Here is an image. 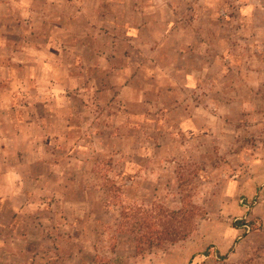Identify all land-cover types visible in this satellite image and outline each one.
Wrapping results in <instances>:
<instances>
[{
    "label": "rangeland",
    "instance_id": "374dc122",
    "mask_svg": "<svg viewBox=\"0 0 264 264\" xmlns=\"http://www.w3.org/2000/svg\"><path fill=\"white\" fill-rule=\"evenodd\" d=\"M170 1L174 45L160 1L144 33L134 0H0V264H264V18ZM183 198L193 233L137 252L121 212Z\"/></svg>",
    "mask_w": 264,
    "mask_h": 264
},
{
    "label": "trees",
    "instance_id": "16d2710c",
    "mask_svg": "<svg viewBox=\"0 0 264 264\" xmlns=\"http://www.w3.org/2000/svg\"><path fill=\"white\" fill-rule=\"evenodd\" d=\"M182 201L181 208L176 211L157 207V210L145 212L129 208L121 212L119 226L134 237L137 252L155 244H174L193 233L195 221L201 216V209L186 203L185 198ZM243 224L245 222L240 220L235 226L240 228ZM248 225L252 231L255 230L254 222H248Z\"/></svg>",
    "mask_w": 264,
    "mask_h": 264
},
{
    "label": "crops",
    "instance_id": "0c3cea01",
    "mask_svg": "<svg viewBox=\"0 0 264 264\" xmlns=\"http://www.w3.org/2000/svg\"><path fill=\"white\" fill-rule=\"evenodd\" d=\"M97 1H100L101 3L104 2V0H97ZM134 1L140 3L139 6H134L133 9H131L133 15L136 16L137 19H139V21L138 23H136L135 26L131 27L129 30H133V31L139 30V31H143L144 33L146 32L151 33L152 31L151 29L153 28L154 25L153 19H155L158 14L155 9V7H157L156 3L157 1H160L161 3H163L164 7L168 9L167 18H169V20L167 19V22L163 27L164 31L161 39L150 38L148 43L143 45H174L172 37L175 33H178L179 31L177 27V23L175 22V18L179 17V14H177V10L175 9V3L171 4V1L169 2V0H134ZM197 1L199 2V0H193V4H190V6H192L191 7L192 9L191 8L188 9L186 14V16L191 17L192 19L193 17L195 18V11L197 8L194 5L197 4ZM236 1H238L241 4L238 11H239V17L241 16L240 18L242 19V21L256 19L258 18L259 14L264 18V0H236ZM178 2H183V0H178ZM92 16L104 18L106 17L105 10L99 8L95 11V13H93V15H91V17ZM94 28L95 27L92 26V29ZM235 31L236 30L234 29V32ZM191 33H193L198 40H201L202 37L201 32H197V31L194 32L193 30H191ZM177 45H180V43H178ZM181 45H192V44L189 43L188 41H185ZM189 112H190L189 108L186 107L183 109V114H188ZM189 120L191 119L187 117L186 122ZM239 230L240 228L233 229L235 235L239 234L240 232ZM248 238L249 237L247 236L246 239ZM255 240L260 245L264 244V239L260 240L259 237H255Z\"/></svg>",
    "mask_w": 264,
    "mask_h": 264
},
{
    "label": "built area",
    "instance_id": "2783aa9c",
    "mask_svg": "<svg viewBox=\"0 0 264 264\" xmlns=\"http://www.w3.org/2000/svg\"><path fill=\"white\" fill-rule=\"evenodd\" d=\"M240 204L242 206V209L245 212V216L242 219H240V220L244 221L245 224H243L240 227L241 234L239 235V239H241L242 236H244V235H248L252 231L250 226L248 225L249 221H246V213L250 212L254 208V206L257 204V202L255 200L242 199L240 201Z\"/></svg>",
    "mask_w": 264,
    "mask_h": 264
}]
</instances>
